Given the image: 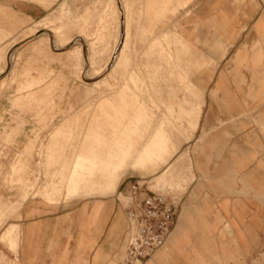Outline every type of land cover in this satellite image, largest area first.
I'll list each match as a JSON object with an SVG mask.
<instances>
[{"label":"crops","instance_id":"obj_1","mask_svg":"<svg viewBox=\"0 0 264 264\" xmlns=\"http://www.w3.org/2000/svg\"><path fill=\"white\" fill-rule=\"evenodd\" d=\"M190 1H160L145 25L155 29L172 22L176 42L186 51L176 54L172 75L185 77V83L177 81L171 100L168 86L163 97L160 85L158 98L143 105L136 92L144 87L143 78L134 73L118 91L100 97L104 106L98 112L85 109L64 117L45 146L47 161L56 164L43 171L55 175L54 180L46 184L42 171L33 172L38 181L32 194L0 228L1 233L12 226L2 236H10L15 246L11 250L0 242V264H123L129 221L119 195L128 191L120 180L131 169L114 170L131 166L153 173L162 166L169 155L167 138L162 127L151 124H167L169 110L175 114L170 123L182 126L183 140H190L193 132V141L201 139L192 157L198 178L180 197L166 245L143 264H264V0H245L244 17L231 4L234 0H201L193 13L199 21L187 8L185 32L183 23L172 17ZM34 2L40 3L0 0V7L22 14V21L28 20L25 15L37 20L36 14L45 11ZM28 48L23 65L14 70L17 90L25 92L10 103L35 100L49 106L62 77L48 80L49 68L32 69L31 63L52 57L36 44ZM118 60L108 75L113 76ZM66 65L76 74L75 63ZM154 65L157 74L162 65ZM146 69L152 73L150 64ZM150 102L163 107L159 116ZM43 110L37 108L35 115H44ZM70 123L86 128L74 134ZM17 133V126L10 127L0 132V139L11 140ZM69 147L71 153L64 152ZM37 163L34 152L31 171Z\"/></svg>","mask_w":264,"mask_h":264},{"label":"rangeland","instance_id":"obj_2","mask_svg":"<svg viewBox=\"0 0 264 264\" xmlns=\"http://www.w3.org/2000/svg\"><path fill=\"white\" fill-rule=\"evenodd\" d=\"M37 1L40 3L32 4L45 11L43 14H36L37 20H32L24 14L28 20L22 21V14L6 11V8L0 7V132L13 126L18 127V133L13 139L7 141L0 139V200L3 201L0 202V228L7 217H16L22 201L32 194V189L38 181L37 178H34L33 172L42 171L46 184L54 180L55 175L51 176L43 171L53 168L56 164L47 161L45 146L51 141V133L62 124L61 121H64V117L75 113H84L85 109H94L93 112H98L104 106L100 103V97L106 98L109 94L118 91L119 85L123 82L126 83V79L134 73L143 78L144 87L141 91H136L138 101L143 102V105L146 99L158 98L160 85H162L163 97L167 92L165 85L168 86V98L171 100L176 95L174 90L177 81L185 83L186 80L185 77L172 75V72L176 71V54L182 55L186 52L182 45L176 42L175 28H171L172 22L157 24L155 29H152L150 25L145 27L150 18L151 8L156 6L158 10L160 1L166 2V0H124L127 3V12L125 11L123 16L125 19H122L119 10L117 11L115 0ZM200 1L191 0L186 9L172 17V21L177 19L183 23L181 30L189 31L185 28L188 22H184V16L188 15L186 14L187 8L191 9L189 16L196 15L197 21H199L197 14L193 13ZM231 4L244 17L248 6L245 0H234ZM123 26H125V39L121 37V27ZM46 29L51 32L53 42L62 45L68 44L67 48L69 49L77 46L76 42L80 41L83 45L81 47L83 59L79 57L80 49L78 48H73L70 52L51 47V40L44 37ZM160 30L165 31L162 35L154 36ZM34 32H40L36 33L35 37L43 38H39L40 40L35 38L30 42L27 37ZM31 44L47 49V56L52 57V59H46L45 56L31 63L32 69H37L40 66L49 68L51 72L47 77L48 80H51L56 74H60L62 77L52 93V101L49 106L36 105L37 101L35 100H20L17 105L10 103L15 95L25 92L17 90L19 82L14 81L16 76L14 70L23 65ZM114 50L117 51L116 55L119 57L116 58L115 55L109 63ZM85 52H87V56ZM84 58L89 59V62ZM161 58L163 59L160 60ZM116 59L119 60L113 71V76L110 72L108 75L107 72L110 71L109 68ZM70 61L76 64V74L73 67L66 65ZM157 61L162 65V69L156 74L158 68L154 64ZM147 64L151 65L152 73L146 69ZM31 72L32 75H35V70H31ZM17 79L21 80V77ZM97 80L96 85L94 83ZM112 84L115 86L111 90ZM182 93L183 90L178 89V94ZM79 97L84 99H78ZM150 104H153L152 108L159 116L163 107L159 109L153 102ZM39 107H44L42 116L35 115L36 109ZM168 115L167 124L159 126L151 124L153 128L162 127L167 138L164 143L169 155L162 166L153 173L131 166L120 167L114 171L131 169L122 176L120 181L125 180L124 182L127 183L130 178L146 180L149 189L167 192L180 198L186 194L191 182L198 178L192 157L199 150L201 139L193 141V132L190 140H183L182 126L170 123L174 120L175 114L169 110ZM154 116L153 114L152 117ZM70 124L73 126L74 134H78L86 128L81 127L80 123ZM21 139L24 140L23 144ZM28 142L31 145L28 150H25L24 146ZM72 142L74 145L78 141L75 139ZM66 151L71 153V148L64 149V152ZM34 152H36L38 163L34 164V170L31 171V159ZM175 157L179 158L174 160ZM172 164L174 165L165 173V176L159 178L161 172ZM34 194L40 195L41 193L34 192ZM74 194H68V196ZM119 197L124 205L130 202L127 192L120 194ZM11 227L8 224L2 230L0 242L6 243L9 249L14 250L15 246L11 237L2 236L6 229Z\"/></svg>","mask_w":264,"mask_h":264},{"label":"built area","instance_id":"obj_3","mask_svg":"<svg viewBox=\"0 0 264 264\" xmlns=\"http://www.w3.org/2000/svg\"><path fill=\"white\" fill-rule=\"evenodd\" d=\"M126 187L130 198L126 205L129 232L123 264H143L166 244L181 198L149 189L146 180L130 178Z\"/></svg>","mask_w":264,"mask_h":264},{"label":"bare ground","instance_id":"obj_4","mask_svg":"<svg viewBox=\"0 0 264 264\" xmlns=\"http://www.w3.org/2000/svg\"><path fill=\"white\" fill-rule=\"evenodd\" d=\"M115 2H116V6H117V11L119 10V14H121V18L122 19H125V17L123 18V16H124V14H125V11L127 12V3L124 1V0H115ZM119 17H120V15H119ZM120 21H121V19H120ZM119 21V22H120ZM125 21V20H124ZM124 24V23H123ZM121 29H122V33H121V37H122V39H123V31H124V29H125V26H123V27H121ZM120 29V30H121ZM45 30V29H44ZM47 30V29H46ZM34 31H36V30H34ZM37 31H39L38 29H37ZM44 32V31H43ZM36 33H38V32H36ZM35 32L34 33H32V35H30V36H28L27 37V39H29V41L31 42L33 39H35L36 38V40L38 39V40H40V39H42L43 37H35V34H36ZM40 33V32H39ZM38 33V34H39ZM44 37L48 40V39H50L51 41H50V43H51V47H57V48H60V49H63L64 51L66 50V51H70L71 52V50L73 49V48H78V49H80V51H79V57H80V59H81V57L83 56L82 54H81V47L83 46L82 45V43L80 42V41H78V43L76 42V44H77V46H74L73 48H67L68 47V44H65V45H62V44H60V43H58V42H53V40H52V36H51V32H49L48 30H47V32H45L44 33ZM54 37V36H53ZM40 38V39H39ZM78 39V38H77ZM80 39V38H79ZM121 39V38H120ZM119 39V40H120ZM86 42V41H85ZM87 46V45H86ZM117 46H118V44H117ZM116 48V47H115ZM121 49V48H120ZM88 51V50H87ZM115 52H113V54H112V56H111V58H110V62L109 63H111V61H112V59H113V57L116 55V50H114ZM119 51V50H118ZM121 51V50H120ZM86 53V56H87V52H85ZM14 54V53H13ZM89 54V53H88ZM15 56V55H14ZM89 56V55H88ZM117 56V55H116ZM119 56H117L116 58H118ZM82 59H83V57H82ZM85 59V58H84ZM87 60V59H86ZM89 60V59H88ZM87 60V62H89ZM115 61V60H114ZM8 63V62H7ZM84 63H86V62H84ZM13 65V64H12ZM11 65V66H12ZM86 65V64H85ZM113 66V65H112ZM82 67V66H81ZM6 68V67H5ZM11 68V67H10ZM4 70H6V69H4ZM4 70H2L3 72H4ZM11 70V69H10ZM9 72V71H8ZM85 72V71H84ZM82 74V73H81ZM82 76V75H81ZM2 80V79H1ZM95 84V83H94ZM1 86V85H0ZM175 164V163H174ZM174 164H172V165H170L168 168H166V170L160 175V177L159 178H163L164 176H165V173L169 170V169H171L172 168V166L174 165ZM157 181H159V180H157ZM173 232V231H172ZM172 234V233H171ZM171 236V235H170ZM166 245V244H165ZM164 245V246H165Z\"/></svg>","mask_w":264,"mask_h":264}]
</instances>
